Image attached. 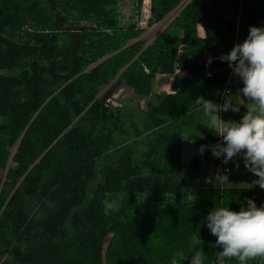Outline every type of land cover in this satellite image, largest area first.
<instances>
[{
	"label": "trees",
	"instance_id": "1",
	"mask_svg": "<svg viewBox=\"0 0 264 264\" xmlns=\"http://www.w3.org/2000/svg\"><path fill=\"white\" fill-rule=\"evenodd\" d=\"M182 1L149 0L146 25ZM261 1L192 0L147 44L119 0H0V264H188L180 256L201 247L214 264L207 212L245 197L259 206L264 189L182 190L181 128L199 96L219 102L218 57L264 19ZM162 74L170 91L155 93ZM119 87L145 109L111 107Z\"/></svg>",
	"mask_w": 264,
	"mask_h": 264
},
{
	"label": "clouds",
	"instance_id": "2",
	"mask_svg": "<svg viewBox=\"0 0 264 264\" xmlns=\"http://www.w3.org/2000/svg\"><path fill=\"white\" fill-rule=\"evenodd\" d=\"M212 59L209 57L207 63L211 64ZM218 59L227 62L241 82L236 96L245 110L239 119H225L221 113L240 111L241 105L233 103L231 93L223 96L222 103L199 96L196 103L203 120L201 126L217 139L213 144L199 145L197 151L201 155L210 152L221 165L235 162L238 167L242 163L256 177L251 185L264 189V25H250L245 38L234 43ZM227 171L217 168L206 181L217 188L231 186ZM238 203V210L216 204L204 217L203 225L216 238L214 246L218 252L214 264H225L226 259H234L236 264H249L253 258L264 257V203L257 206L248 197ZM195 242L201 245L199 235ZM184 260L188 264H204L202 247L189 257L180 256V261ZM171 264H178L177 259L173 258Z\"/></svg>",
	"mask_w": 264,
	"mask_h": 264
},
{
	"label": "rangeland",
	"instance_id": "3",
	"mask_svg": "<svg viewBox=\"0 0 264 264\" xmlns=\"http://www.w3.org/2000/svg\"><path fill=\"white\" fill-rule=\"evenodd\" d=\"M136 3L137 0H119V11L123 16V19L137 20L139 24H141L143 29H145V33L141 36L143 39L147 40V44H149L155 36H157L161 30L168 24L170 19L174 16L173 14L167 16L166 19L153 25L152 27H148L146 25L148 14H149V2L147 0H143L142 2V10L137 17L136 11ZM75 24H81L74 19ZM243 36L238 38V42L244 39ZM159 77H156V80H159ZM154 81V83H155ZM242 87L240 81L238 84L233 87L232 91V100L236 106H240L242 101L239 99L238 95L239 88ZM155 93L160 92V90L153 89ZM161 93H165L161 90ZM225 95V94H224ZM222 95L219 99V102H223ZM148 99H139L136 96H133L132 91L126 87H119L114 93L110 105L111 107H123L129 108V110H135L139 108L140 110L145 109V103ZM245 108L243 104L240 106L239 112H224L221 113L223 118L225 119H239V117L243 114ZM196 124H203V120L199 116V109L194 114L193 125H185L181 128V139H180V177L182 179V190L192 191L199 187H214V183H209L206 181V177H210L214 172V160L211 154H207V151L203 153V155L199 154L197 149L201 144H209L207 139L204 138L198 130L195 129ZM201 136L203 138H201ZM123 139L118 136L114 137L115 143H120ZM116 147V146H115ZM14 152V149L12 150ZM110 160L107 158L102 162H109ZM229 167L231 168V172L228 173V181L231 186L226 185L225 188H244L248 187L252 184V181L256 179L253 174L248 172L242 163L239 166H235V162H230ZM93 186V184L91 185ZM260 188L259 186H256ZM6 261H10V257L6 256L4 258Z\"/></svg>",
	"mask_w": 264,
	"mask_h": 264
},
{
	"label": "built area",
	"instance_id": "4",
	"mask_svg": "<svg viewBox=\"0 0 264 264\" xmlns=\"http://www.w3.org/2000/svg\"><path fill=\"white\" fill-rule=\"evenodd\" d=\"M192 0H183L178 7L175 9V11L173 12V15H175V13H178L181 9H183V7L185 5H187L189 2H191ZM239 25V18L236 21V29L238 28ZM264 25V20L260 21L258 23V26H262ZM238 77L235 76L231 69L228 67V74L227 77L225 79V82L223 84V87L221 89V96L226 94V93H230L233 89L234 86H236V84H238ZM217 168H226L227 174L231 172V168L229 167V165H221L220 160L216 159L214 162V172L217 170Z\"/></svg>",
	"mask_w": 264,
	"mask_h": 264
},
{
	"label": "crops",
	"instance_id": "5",
	"mask_svg": "<svg viewBox=\"0 0 264 264\" xmlns=\"http://www.w3.org/2000/svg\"><path fill=\"white\" fill-rule=\"evenodd\" d=\"M261 4L264 6V0L261 1ZM239 11H240V8H238V12ZM262 20H264V19H262ZM262 20H257V24L260 21H262ZM138 26L140 28H143V27H141L142 25L139 24V22H138ZM197 33H198L199 37H201V38L205 37V32H204V30H203V28L201 26L197 27ZM240 36H243L242 38H245V34L244 35H239V37ZM239 40L241 41V39H239ZM159 76H160L159 80H156L155 83H154V89L160 90V92L162 90L163 92L168 93L170 91V86H171L173 77L170 76V75H166V74L158 75L156 77H159Z\"/></svg>",
	"mask_w": 264,
	"mask_h": 264
},
{
	"label": "water",
	"instance_id": "6",
	"mask_svg": "<svg viewBox=\"0 0 264 264\" xmlns=\"http://www.w3.org/2000/svg\"><path fill=\"white\" fill-rule=\"evenodd\" d=\"M177 7H178V6H177ZM177 7H176V8H177ZM176 8H175V9H176ZM175 9H174V10H175ZM174 10H173V11H174ZM173 11H172V12H173Z\"/></svg>",
	"mask_w": 264,
	"mask_h": 264
}]
</instances>
